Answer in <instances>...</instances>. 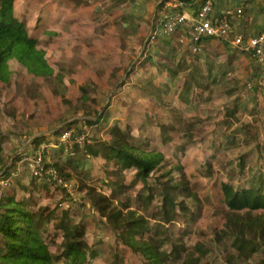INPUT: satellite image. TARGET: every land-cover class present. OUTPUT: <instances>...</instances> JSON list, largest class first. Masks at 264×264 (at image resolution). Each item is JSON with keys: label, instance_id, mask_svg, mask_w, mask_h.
<instances>
[{"label": "rangeland", "instance_id": "1", "mask_svg": "<svg viewBox=\"0 0 264 264\" xmlns=\"http://www.w3.org/2000/svg\"><path fill=\"white\" fill-rule=\"evenodd\" d=\"M80 1L83 7L73 0H64L59 27L64 26L68 33L73 22L71 15L111 8L100 5L97 10L95 0ZM59 2L20 0L19 3L21 11L26 12L19 17L26 21L29 35L42 39L37 49L45 53L53 77H36L16 59L6 62L9 76L5 84H0V131L4 136L11 135L15 145L9 142L4 145L8 159L7 168L0 171V205L6 203L8 196L28 207L34 204L37 209L59 205L76 224L86 225L84 240L97 252L92 264H112L117 256L125 264H148L139 261L130 248L119 246L121 232L113 229L110 214L128 209L143 214L149 205L137 207L135 194L142 189L148 194L154 182L149 181L145 187L131 185L130 172L120 169L116 160L102 159L105 148L98 144L108 139L106 132L110 125H121L124 130L127 127L132 100L128 92L131 85L150 76L141 63L151 56L155 63L179 67L183 87L193 73H200L202 78L212 73L218 76L214 81L206 77L201 87L198 79L192 78L191 92L195 96L192 103L182 107L183 104L172 101L169 105L178 108L179 114L167 117L164 124L151 131L141 132L138 127L141 122L135 120L134 136L147 138L146 149L163 154L160 170L171 173L173 179L182 178L184 188L194 194V197L179 191L170 194L174 202H183L197 219L191 224L178 223L170 233L162 232L161 237L169 234L173 238V243L168 242L162 249L168 253L175 250L179 255L177 261L171 260L169 264H186L191 257L197 260L196 264H264V249L255 254L239 252L233 242L234 234L221 233L226 230V208L219 197L220 184L226 182L264 187V79L254 59L233 45L224 46V42L203 43L194 49L182 41L181 34L174 36L167 53L157 52L162 43L148 44L146 35L139 36L129 28L121 31L127 38L121 44L111 36L110 21L105 28L98 27L89 34V40L94 39L97 44L61 47L62 37L50 40L41 36L46 24L44 15L57 9ZM54 16L50 18L54 20ZM114 68L124 77L116 86L103 79L107 70ZM153 70L154 66L149 67V72ZM98 78L100 84L95 83ZM172 83L175 87L177 81ZM228 111L232 113L230 116ZM97 113H108L109 122L103 129L84 122L96 120L100 117ZM173 124L179 131L189 130L190 134L184 136L181 131L180 137L172 142L168 135L161 137ZM60 130L63 132L59 133ZM186 146L189 148L185 152ZM90 149H100V155L93 157ZM209 159L213 161H209L212 170L205 165ZM38 160L44 171L36 176L35 172L40 171ZM180 166L183 170L178 169ZM29 197H33L31 201ZM121 197L128 201L126 209L119 204ZM48 233L60 236V230L54 228ZM50 240L47 237L46 241ZM177 244L184 249L177 248Z\"/></svg>", "mask_w": 264, "mask_h": 264}, {"label": "trees", "instance_id": "2", "mask_svg": "<svg viewBox=\"0 0 264 264\" xmlns=\"http://www.w3.org/2000/svg\"><path fill=\"white\" fill-rule=\"evenodd\" d=\"M97 1L104 7L109 6L111 8L106 11L103 10L102 14H99V11L91 10V12H84V14L76 16L71 25V32L68 33L64 26L59 27V21L64 15V0H60L57 9L44 15L46 24L41 36L46 35V39L52 38L53 40L62 37L61 47L66 48L73 45L76 48H81L84 44L96 43L97 41L94 39L89 40V34L98 27L105 28L108 25L107 21L110 20V17L107 18L108 13L110 12L111 17H114L117 8L116 0ZM73 2L78 5L81 1L73 0ZM104 2L106 3L104 4ZM19 3L20 0H0V84H5L8 80L9 73L6 62L9 59H16L36 77L43 79L53 77V70L46 61L45 53L37 49L42 39L29 35L26 21L19 17V15L26 14V12L21 11ZM96 5L97 9L98 6ZM52 14L56 17L54 20L50 18ZM119 18L113 21L112 27L110 25V32L114 39L123 44L126 43L127 38L121 35V31L128 29L124 27V23L127 21L122 20L121 22ZM40 19H43V15L40 16ZM171 43L170 39L163 40L162 44L165 49L158 48L157 52L167 53L166 50L171 49ZM229 58L231 59V57ZM154 60L148 56L141 63V68L151 74L144 78L140 84L131 85V92H128L132 95V100H129L127 127L124 130L121 125H110L106 132L108 139L98 145L105 148L102 159L106 162L116 160L120 169L130 172L128 175L133 177L131 185L145 187L149 181L154 182L150 185L148 194H144L143 189L135 194L139 201L137 207L149 205L143 214L136 209L111 212L112 227L121 232L119 246L130 248L142 263L145 260L148 264H169L171 260L177 261L179 255L175 250L168 253L162 249V246L168 242L173 243V238L171 239L169 234L162 237L161 235L165 232L170 233L171 230L175 231L178 223L191 224L197 219V215L193 211L187 208L183 202H174L170 198V194L178 191L193 197L194 194L184 188V181L181 180V177V179H173L171 173L160 170L159 167L164 161V156L155 149H146L147 138L141 139L134 136L135 120L139 119L141 122L138 126L141 132L151 131L164 124L167 117H173L174 113L179 114L178 108L169 105L172 101H177L180 105L183 104L182 107H187L192 103L193 97H195L194 93L191 92L192 78H197L200 82L199 87H201V83L204 82L203 79L207 81L206 77L209 79L211 77L214 81L218 79L216 78L218 76L212 73L205 77L202 74L205 77L202 78L200 73H193L194 76L192 75L187 85L183 87L180 86L181 82H179L183 79L179 67L172 66L173 63L165 65L155 63ZM153 66L154 70L149 72V67ZM105 74L103 79L113 86H116L120 80H124L117 68L109 69ZM172 80L177 81L175 87ZM95 83L100 84L99 78L98 82ZM137 95L140 100H138ZM94 100L95 98H93ZM150 102L152 104L148 105ZM228 112L230 116L232 113ZM97 115L100 114L97 113ZM228 120L229 117H227ZM84 122L88 126L98 125L103 129L105 124L109 122L108 113H103L96 120ZM181 131L185 133L184 136L190 134L189 130ZM181 131L173 124L169 126L166 133L161 134V137L168 135L171 139L169 141L172 142L180 137ZM62 132L63 130H60L59 133ZM6 142L15 145L11 135L4 136L0 131V171L7 168L8 155L4 149ZM37 142L36 139L35 143ZM186 147H184L185 152L189 148ZM99 151L100 149L97 151L89 150L93 157H98ZM209 161L213 163L209 159L205 165L211 169ZM178 169L183 170V167L180 166ZM248 184L244 183L237 186L233 182L220 184L219 197L226 208V230L221 231V233L234 234L233 242L237 251L255 254L264 249V187L258 186L256 183L253 186ZM32 198L29 197V200L31 201ZM5 199L6 203L0 205V235L3 239V247L0 248V264H59L60 262L64 264H92L97 252L89 247L84 240L86 225L83 223L76 224L69 218L67 210L59 205L56 208L40 207L37 209L34 204L28 207L22 202H17L13 197L8 196V199ZM119 204L122 209L128 207V201L124 197L120 198ZM51 228L60 230V236L50 235L48 231ZM47 237L51 240L46 241ZM177 245V248L184 249L182 245ZM196 262L197 260L191 257L188 258L186 264H196ZM112 264L125 263L123 259L119 260L117 256Z\"/></svg>", "mask_w": 264, "mask_h": 264}, {"label": "crops", "instance_id": "3", "mask_svg": "<svg viewBox=\"0 0 264 264\" xmlns=\"http://www.w3.org/2000/svg\"><path fill=\"white\" fill-rule=\"evenodd\" d=\"M206 1L207 0H116L117 8L115 9L114 17H111V14L108 13L107 18L110 17V20H108L110 22H113L118 17H120L119 19L121 22L122 20L127 21L124 23V27L129 28L130 30L134 29L139 36L146 35L148 44L151 43L154 45L157 43V45H159L163 40L167 39H170L172 41L171 44H173L175 40L174 38H176L174 36H178L179 34L174 36H164L161 34L154 37L153 33L164 23V21L174 14H183L188 18L195 17ZM212 1L215 4L211 16L212 19L224 15V13L229 10L242 8L243 15L241 18L236 19L234 23V32L237 34L252 36L264 35V0ZM179 2H184L186 4L185 7H179ZM95 3L97 6L101 5L98 4L97 0ZM105 3L106 2H104V4ZM83 5L84 3L82 1L78 3V6L83 7ZM102 13L103 10L99 11V14ZM67 14H69V12H67ZM82 14H84L83 11L77 12L75 16L71 15L70 20H74L76 16ZM211 42L220 43L221 41L208 40L203 43L208 44ZM223 44H225L224 46L227 45L226 43ZM157 47L165 49L163 44L162 46L159 45Z\"/></svg>", "mask_w": 264, "mask_h": 264}, {"label": "built area", "instance_id": "4", "mask_svg": "<svg viewBox=\"0 0 264 264\" xmlns=\"http://www.w3.org/2000/svg\"><path fill=\"white\" fill-rule=\"evenodd\" d=\"M185 5L184 2L178 3L179 7H185ZM214 7V2L207 0L195 17L188 18L183 14H174L164 21L153 35L155 37L161 34L164 36L181 34L182 41L187 42L194 49L208 40H217L233 45L254 59L264 79V35L252 36L234 32L236 19L243 15L242 8L229 10L224 15L212 19ZM37 165L39 169L41 161L38 160ZM43 171V168H40L39 174L35 172L36 176H39Z\"/></svg>", "mask_w": 264, "mask_h": 264}]
</instances>
